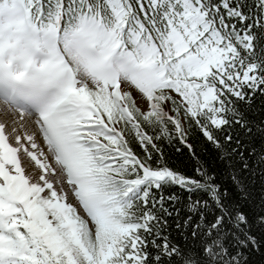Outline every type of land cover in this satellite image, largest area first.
<instances>
[{
	"label": "snow or ice",
	"instance_id": "6c2138e0",
	"mask_svg": "<svg viewBox=\"0 0 264 264\" xmlns=\"http://www.w3.org/2000/svg\"><path fill=\"white\" fill-rule=\"evenodd\" d=\"M0 264H264V0H0Z\"/></svg>",
	"mask_w": 264,
	"mask_h": 264
},
{
	"label": "trees",
	"instance_id": "16d2710c",
	"mask_svg": "<svg viewBox=\"0 0 264 264\" xmlns=\"http://www.w3.org/2000/svg\"><path fill=\"white\" fill-rule=\"evenodd\" d=\"M178 148L181 150L177 151ZM165 152L172 160L177 163L185 164L188 161L186 149H183L178 143L172 145L165 143Z\"/></svg>",
	"mask_w": 264,
	"mask_h": 264
}]
</instances>
